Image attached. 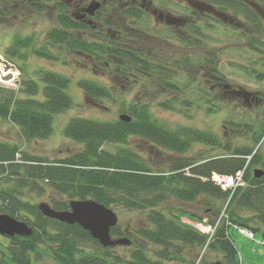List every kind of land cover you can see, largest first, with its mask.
<instances>
[{
    "label": "trees",
    "instance_id": "16d2710c",
    "mask_svg": "<svg viewBox=\"0 0 264 264\" xmlns=\"http://www.w3.org/2000/svg\"><path fill=\"white\" fill-rule=\"evenodd\" d=\"M11 2L13 0H0V16L9 13ZM50 2H55L59 8L55 16L58 26L46 32L44 41L36 45L30 35L15 36L12 45L4 51L5 57L20 71H23L22 67L13 59L26 61L28 53L69 67L72 66L70 58L75 55L86 59L93 68L99 67L110 78L118 81L123 79L129 84H141L138 80L142 77L148 81L159 70L155 77L158 82H152V85H162L163 68L153 66L150 55L144 54L132 43L136 37L123 29L136 24L144 14L143 9L134 4L120 7L115 6L113 1H106L90 18L91 23L86 24L78 20L76 15L68 14L66 6L58 0H25L35 11H44V6ZM200 2L217 7L222 14L231 11L235 16L242 15L247 21L244 24L247 46L255 50L264 47V41L259 40V37L264 36L263 17L247 2ZM197 4L194 2L188 6L192 8ZM190 7L185 8L191 10ZM198 10L192 8V12L196 11V18L187 19L185 28L188 29V36H178L181 44L196 45L199 41L197 38L204 36L200 21L208 15ZM250 27L258 36L250 34ZM109 30L114 31L112 36ZM260 52H264V48ZM204 64L210 68L211 76L226 82L216 67V59H206ZM34 74L35 77L21 79L18 91L0 88V119L16 127L26 142L48 139L52 134L53 115L64 113L73 105L71 97L64 91L69 84L67 77L44 69H38ZM246 74L258 82H264V68L253 72L246 70ZM165 84L169 89L187 92L188 98L183 96L180 101L187 110L200 107L201 100L207 104L203 109L210 114L221 109L212 103L211 93H204L199 87L189 89L187 86L186 90H182L168 80ZM142 85L145 86L144 83ZM78 86L89 100H113L112 89L103 84L83 79L78 81ZM246 93L245 90L240 92L243 99ZM38 95L40 100L35 98ZM253 96L264 102V93H255ZM161 106L174 110L175 101L164 102ZM122 111L131 117L129 122L70 118L63 135L83 147L81 151L65 158L48 160L31 157L15 144L0 142V213L25 222L32 230V235L28 237L8 238L7 253L0 254V264H31V256L39 255L40 245L57 264H191L182 255L184 248L203 249L206 243L205 251L222 255L223 264H243L234 245L233 235L237 233L232 225L247 228L264 239V173L260 178L253 175L256 167L262 168L264 172V156L258 148L223 144L210 131L184 126L168 128L153 117L146 102L139 100L124 105ZM229 123L234 127H247L251 135H257L253 137L256 145L264 138V111L258 133L246 123ZM132 136L177 155L185 153L193 143L210 145L221 152L199 160L175 159L167 163L165 170L154 169L128 146V139ZM106 145L114 150L104 148ZM20 153L23 161L17 165L15 156ZM238 171L243 172L245 186L234 191L222 189L212 179L214 174L230 176ZM16 173L19 178L12 187L2 185L11 181L8 176ZM38 181L52 188L50 206L55 210H69L71 200L92 199L108 208L145 212V225L134 231L132 238L128 236L130 244L126 253H118L116 247L104 248L80 226L44 217L37 204L21 198L23 194L20 188L41 191ZM57 196L61 199H57ZM171 200L196 204L199 212L185 211L176 206L164 208L163 205ZM222 211L224 215L218 218ZM183 215L198 220L197 223L206 219L207 225L215 226L211 237L183 223L180 219ZM110 234L113 239L126 235L118 225L110 229ZM85 244L93 250L86 251L81 247ZM150 246L157 247V250L150 249Z\"/></svg>",
    "mask_w": 264,
    "mask_h": 264
},
{
    "label": "rangeland",
    "instance_id": "374dc122",
    "mask_svg": "<svg viewBox=\"0 0 264 264\" xmlns=\"http://www.w3.org/2000/svg\"><path fill=\"white\" fill-rule=\"evenodd\" d=\"M29 1V0H28ZM57 1V0H56ZM66 6V12L70 15L80 16L81 11L75 7L77 2H84L90 4L93 0H58ZM98 1V0H97ZM102 1V0H100ZM113 1L115 6L123 7L131 4L135 1V6L144 10L142 18L137 21L136 24H132L129 27H123L125 31L131 33L136 37V40L132 41L134 46L149 54V58L152 59L153 66H161L163 68L162 85L157 83L152 85V82H158L155 80L158 70L153 73L150 80L146 78H140L138 82L128 83L126 80H116L110 78L109 75H105V71L99 67L93 68L88 64L86 59L73 55L71 64L69 66H61L56 61H49L37 58L36 56L28 53L26 61H19L13 59L23 71H21V79L27 77H35L34 72L38 69L51 70L58 72L69 79V84L64 90L68 94L73 105L67 109L64 113L55 114L52 118V134L46 140L37 141H24L18 132V129L8 122L0 119V142L10 145H17L20 150L25 152L31 157H40L48 160H54L58 158H65L68 155L76 153L82 150V144L76 143L70 139H67L63 135V129L66 123L72 117H81L91 119L95 121H107L115 122L119 121L118 116L122 113L124 105L134 101L146 102L150 107V112L153 117L161 124L168 128L174 129L179 126L191 127L204 131H210L215 134L217 139L221 143H229L233 147H255L258 148L260 153L264 156V138L259 144H255L253 137L257 135H251L247 131V127H234L229 121L235 123L242 122L252 126L254 131L259 132V122L261 121L262 113L264 111V102L255 103L251 99L255 93H264V82H258L255 79L249 77L246 74V70L249 72L260 71L264 68V52H260L264 47L260 46V50L251 49L247 46V38L244 33L247 30L244 26L247 21L242 15L235 16L231 11H226L227 15L231 16L233 23L229 24L227 21H223L221 18H217L208 14L205 8L193 7L199 9V12H205L208 17H203L200 21L202 26V33L204 36L198 37L196 45L181 44L178 36H188V29L185 27H172L166 24L164 19H158V14L169 15L176 19L196 18V11L192 12V8L188 6L194 2H200L202 0H106ZM150 3V6L148 4ZM255 3V2H254ZM259 6L262 7L263 15L259 14L264 25V0H258ZM256 3V4H257ZM16 5V7H14ZM1 7V5H0ZM14 7V8H13ZM44 11H35L29 7L25 0H13L9 5L8 14L0 16V54L4 55V51L7 47L12 45L15 36H27L33 37L36 45L44 41L46 32L54 27H57L55 16L59 12V8L56 7L55 2L47 3ZM154 8L157 11V15H152L150 8ZM185 7H190L191 10H187ZM149 8V9H146ZM6 9L8 7L6 6ZM216 10L220 11L217 7ZM194 11V10H193ZM255 11V10H254ZM256 12V11H255ZM257 13V12H256ZM237 20L241 21L237 23ZM238 21V22H239ZM242 23V24H241ZM93 24V23H92ZM212 25V26H211ZM246 25V24H245ZM122 28V27H121ZM250 34L258 36V33L254 32L250 27ZM114 31L109 30V35L112 36ZM84 34L90 35L85 32ZM249 34V35H250ZM138 36V37H137ZM141 36V37H140ZM259 40L264 41V36L259 37ZM138 39V41H137ZM191 39V38H190ZM206 44L204 43V41ZM214 61L216 59V67L219 68V72L224 77L226 83L231 85V88L242 90L251 93L246 96L247 101L244 100L241 95H231L225 89L211 90L210 85L216 82L214 77L211 76L210 68L206 67L204 62ZM262 65V66H261ZM138 76H135L137 78ZM134 78V79H135ZM90 80L103 84L106 87L112 89L113 100L101 99L97 101L89 100L86 98L82 89L78 86L79 80ZM172 82L178 85L182 90H186L188 86L191 88L201 89L204 93H211L213 104L220 107L216 113H208L203 109L205 104L204 100L200 101V107L196 106L187 110L186 105L181 104V98L187 97V92H180L167 88L168 86L163 83L165 81ZM143 81V82H142ZM142 83L145 84L142 85ZM40 87L42 86L39 83ZM209 93V94H210ZM39 99L40 96H36ZM40 100V99H39ZM132 100V101H131ZM175 101V109L167 110L161 105L164 102ZM131 101V102H130ZM179 109V110H176ZM126 114V113H125ZM128 115V114H127ZM255 133V134H257ZM129 147H131L143 161L147 162L154 169L165 170L168 166V162H172L175 159L191 158L199 160L207 155H214L220 153L219 149H213L212 146L203 143H193L189 150L181 155L174 154L172 151L162 150L161 148H151V146L144 142L140 137L132 136L128 139ZM109 150H114L111 146H104ZM15 156L17 165H21L23 159L21 153ZM21 156V157H20ZM255 169H261L256 167ZM16 171V170H15ZM19 169L17 170V172ZM11 181H6L2 185L6 187H12L14 182L18 181L19 175L13 174L8 176ZM2 179V175H0ZM42 189L41 191H34L30 188H20L22 192L21 198L32 204H39L45 202L50 205L52 188L42 181L37 183ZM55 196V195H54ZM57 199L61 197L57 196ZM176 206L182 208L185 211L199 212V208L196 204H182L177 203L174 200L168 201L163 205ZM118 218L117 225L124 231L125 236L132 238L134 231L144 227L145 225V212L136 210H125L120 207L110 208ZM224 215V211L219 214V217ZM248 215V213H243ZM181 221L192 227L203 225L205 231H208L206 219L198 224V220H191L186 216H181ZM200 230V228H199ZM201 231V230H200ZM204 232V231H202ZM206 233V232H205ZM116 239V238H114ZM129 239V238H128ZM130 240V239H129ZM261 240L260 234L256 233L254 241L249 240L246 237L238 234L233 235L234 245L238 252V257L243 264H264V247L258 245L257 242ZM8 245V238L0 235V254L7 253L6 246ZM86 251H92L93 248L90 245H82ZM118 253H126L128 246H114ZM150 249L157 250V247L150 246ZM39 255L31 256V264H57L51 256L44 252V246L40 245L38 250ZM182 255L191 261V264H206L221 262L224 263L222 255L215 253H207L203 249L193 248L189 250L184 248Z\"/></svg>",
    "mask_w": 264,
    "mask_h": 264
},
{
    "label": "water",
    "instance_id": "95a60500",
    "mask_svg": "<svg viewBox=\"0 0 264 264\" xmlns=\"http://www.w3.org/2000/svg\"><path fill=\"white\" fill-rule=\"evenodd\" d=\"M252 7L256 12L263 15L261 8L252 1L244 0ZM202 5L207 12L214 13L217 17H222L223 14L214 12V9L208 4H197V7ZM101 6V3L97 0H93L84 9L83 13L92 16L96 10ZM169 23V22H167ZM119 121L129 122L131 117L125 113L118 116ZM263 171L259 169L253 170L255 178H260L263 175ZM38 210L44 217L54 219L58 222L68 225H78L90 236L95 239L98 244L104 248L114 246H128L130 240L126 237H119L112 239L110 229L115 227L118 222L117 215L108 207L92 200H71L69 202V210L58 211L53 209L49 204L41 202L38 204ZM0 235L11 238L14 236L32 235L31 228L23 221L17 220L7 214L0 213ZM212 264H222L221 262H214Z\"/></svg>",
    "mask_w": 264,
    "mask_h": 264
},
{
    "label": "built area",
    "instance_id": "2783aa9c",
    "mask_svg": "<svg viewBox=\"0 0 264 264\" xmlns=\"http://www.w3.org/2000/svg\"><path fill=\"white\" fill-rule=\"evenodd\" d=\"M20 83V72L17 67L11 63L10 61L4 59L0 56V87L17 90ZM243 172L238 171L235 175L231 176H215L214 180L216 183L223 184L222 187L235 190L237 187L244 185L242 179ZM202 225H198L197 227L200 230ZM203 227V226H202ZM198 228V229H199ZM233 230H235L238 234L245 236L249 239H253V235L250 231L245 228L239 227L237 225H232ZM213 228H208L210 234L213 233ZM261 245L264 246V240L260 242Z\"/></svg>",
    "mask_w": 264,
    "mask_h": 264
},
{
    "label": "flooded vegetation",
    "instance_id": "af4514ba",
    "mask_svg": "<svg viewBox=\"0 0 264 264\" xmlns=\"http://www.w3.org/2000/svg\"><path fill=\"white\" fill-rule=\"evenodd\" d=\"M99 2H101L102 4L104 3V2H106V0H102V1H100V0H98ZM144 1V0H143ZM131 4H135V1H132L131 2ZM88 5V4H87ZM143 6V4H141L140 5V8ZM148 6H150V3L148 4ZM14 7H16V5H14ZM13 7V8H14ZM75 7L76 8H78V10H80L81 11V14H80V16L79 17H77V19L78 20H80V21H82L83 23L85 22L86 24L87 23H91V21H90V18H92V17H94L95 15H96V12H95V14H93V16H89V15H87L86 13L84 14L83 13V11H84V9L87 7L86 6V4L83 2H77L76 4H75ZM150 8V10H151V13H152V15H157V11H156V9H154V8H151V7H149ZM149 8H146V9H149ZM262 11V10H261ZM202 13H205V12H202ZM205 14H207V13H205ZM208 14H210V13H208ZM207 14V15H208ZM212 16H213V14H211ZM158 16V19H164V21H165V23L166 24H169V25H171L172 27H177V25L179 26V27H182V28H184L185 26H186V20H183V19H176V18H174V17H172V16H169V15H167V14H165V15H162V14H158L157 15ZM217 17V16H216ZM223 21H227L229 24H231V23H233L235 20H233V19H231L230 17H229V15H227V16H225V15H223L222 16V18H221ZM167 22H169V23H167ZM237 23H239L238 21L235 23V24H237ZM238 25V24H237ZM216 79V82L215 83H212L211 85H210V88H211V90H217L218 88L219 89H225V90H227V92L228 93H230L231 95H240V92L242 91V89H241V87L240 88H238V89H234V88H232L231 90H230V88H231V85H229L228 83H226V82H224V81H222V80H220V79H218V77H214V80ZM249 95H251V93H246V96H249ZM251 99L253 100V102H255V103H259V102H261V101H259V100H257V98H256V96H253V97H251ZM244 100H246L247 101V98L245 97V99ZM151 146V148H157V146H153V145H150ZM162 149V148H161ZM163 150V149H162Z\"/></svg>",
    "mask_w": 264,
    "mask_h": 264
},
{
    "label": "bare ground",
    "instance_id": "6f19581e",
    "mask_svg": "<svg viewBox=\"0 0 264 264\" xmlns=\"http://www.w3.org/2000/svg\"><path fill=\"white\" fill-rule=\"evenodd\" d=\"M201 228L204 230L205 228L201 226Z\"/></svg>",
    "mask_w": 264,
    "mask_h": 264
}]
</instances>
